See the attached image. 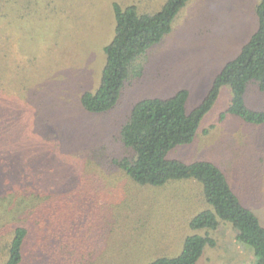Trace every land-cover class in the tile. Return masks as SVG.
I'll return each instance as SVG.
<instances>
[{"label": "rangeland", "instance_id": "374dc122", "mask_svg": "<svg viewBox=\"0 0 264 264\" xmlns=\"http://www.w3.org/2000/svg\"><path fill=\"white\" fill-rule=\"evenodd\" d=\"M167 1L2 0L0 248L9 232L28 227L22 264H151L179 257L188 237L205 235L191 229L208 208L203 185L137 184L114 163L131 154L121 130L145 100L187 91L188 112L197 109L258 31L260 0H190L172 31L137 59L115 108L91 113L82 101L101 85L105 48L116 33L114 6L155 14ZM232 98L223 87L193 142L168 159L218 166L264 225V123L229 113ZM245 100L264 113L256 84ZM236 235L220 225L217 246L198 264H251L253 251Z\"/></svg>", "mask_w": 264, "mask_h": 264}, {"label": "trees", "instance_id": "16d2710c", "mask_svg": "<svg viewBox=\"0 0 264 264\" xmlns=\"http://www.w3.org/2000/svg\"><path fill=\"white\" fill-rule=\"evenodd\" d=\"M189 1L168 0L163 9L155 14H141L135 6H114L115 37L105 48L107 62L99 89L83 96L87 111L105 113L117 106L137 59L172 31L176 16ZM257 15L258 31L243 47L240 55L223 68L210 93L197 109L188 112L187 91L167 99L145 100L134 107L130 119L121 130V140L131 154L114 163L133 181L142 186L161 187L173 180H194L203 185L208 204V208L191 222V229L204 231L205 235L188 237L179 257L162 258L151 264H198L207 248L217 246L213 233L222 224L237 233L239 245L253 251L254 261L251 264H264V225L258 215L243 204L224 172L211 162L186 164L168 159L170 151L193 142L203 118L225 86H229L233 92L229 113L247 123H264V113L251 110L245 100L250 83L264 91V0H260L257 6ZM29 230L22 226L9 232L10 241L3 249L0 248L4 264H22L25 245L31 234Z\"/></svg>", "mask_w": 264, "mask_h": 264}]
</instances>
